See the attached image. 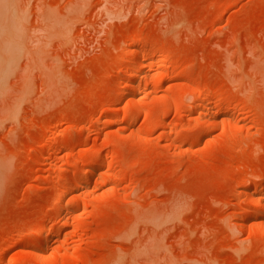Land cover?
<instances>
[{
    "label": "rangeland",
    "instance_id": "obj_1",
    "mask_svg": "<svg viewBox=\"0 0 264 264\" xmlns=\"http://www.w3.org/2000/svg\"><path fill=\"white\" fill-rule=\"evenodd\" d=\"M0 264H264V0H0Z\"/></svg>",
    "mask_w": 264,
    "mask_h": 264
},
{
    "label": "bare ground",
    "instance_id": "obj_2",
    "mask_svg": "<svg viewBox=\"0 0 264 264\" xmlns=\"http://www.w3.org/2000/svg\"><path fill=\"white\" fill-rule=\"evenodd\" d=\"M136 73V72H135ZM139 75V74H138ZM141 89V83H139V82H134L132 85H131V93L132 94H136V93H138V91ZM130 93V94H131ZM132 96V95H131ZM134 97V96H133ZM132 99V98H131ZM133 101V100H132ZM198 106V105H197ZM103 160V159H102ZM100 163L99 164H96V165H94L93 166V164H92V166H89L90 168L86 171V177L87 178H90V177H92L93 175H95V172L96 171H98V169L101 167V166H103V162L104 161H99ZM101 169V168H100ZM85 179V178H84ZM91 179V178H90ZM80 182V181H79ZM77 184V183H76ZM74 185V184H73ZM73 185H72V187H73ZM250 199H251V203H253L254 204V211H253V216L254 217H256L257 218V216L259 215H262V210L260 211V209H261V207H260V209H258V204H259V201L257 200V199H254V198H252V197H250L249 198V201H250ZM251 216V215H250ZM260 223V222H259ZM258 222L256 223V224H259ZM255 224V225H256ZM261 225V224H260ZM260 225H259V227H260ZM43 239V238H42Z\"/></svg>",
    "mask_w": 264,
    "mask_h": 264
}]
</instances>
